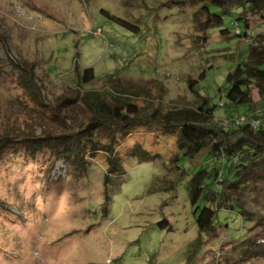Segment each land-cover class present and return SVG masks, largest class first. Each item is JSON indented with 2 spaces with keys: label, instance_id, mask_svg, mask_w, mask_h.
Instances as JSON below:
<instances>
[{
  "label": "rangeland",
  "instance_id": "374dc122",
  "mask_svg": "<svg viewBox=\"0 0 264 264\" xmlns=\"http://www.w3.org/2000/svg\"><path fill=\"white\" fill-rule=\"evenodd\" d=\"M199 4L0 0V135L11 137L0 158V264H264V255L243 259L236 247L248 235L264 246V181L245 200L247 224L219 210L224 232L208 238L187 193L188 180L207 165L201 155L175 162L174 132L132 129L117 146L122 174L108 173L104 153L81 172L49 148L28 146L27 138L82 130L90 111L81 97L91 91L128 96L142 109L197 106L204 98L225 124L226 76L245 61L264 20L255 18L259 26L246 39L226 17L229 35L210 29L197 44ZM90 68L94 81L85 83ZM164 176L174 190L154 183Z\"/></svg>",
  "mask_w": 264,
  "mask_h": 264
},
{
  "label": "trees",
  "instance_id": "16d2710c",
  "mask_svg": "<svg viewBox=\"0 0 264 264\" xmlns=\"http://www.w3.org/2000/svg\"><path fill=\"white\" fill-rule=\"evenodd\" d=\"M190 2L200 3L192 16L197 44L207 42V32L210 29L218 28L222 35H229L230 30L224 28L226 17L232 19L234 35L246 39L253 25L259 26V21H255V18L264 20V0H190ZM81 79L85 83L93 82V70L86 69ZM193 83L191 81L190 87ZM226 84L225 97L229 110L222 115L226 119L225 124L215 121V106L211 107L209 101L204 98L197 106L168 110L162 106L142 109L135 102L129 101L128 96L124 99L123 96L111 91H106L104 95L91 91L81 97V102L90 111V117L82 130L76 131L75 134L55 137L48 135L38 140L27 138L32 141L28 146L31 145L32 149L43 147L42 150L44 147L49 148L53 155L80 168L81 172L87 169L91 158L104 153L108 173L122 174L123 166L117 146L130 135L132 129L155 125L174 132L177 135L175 162L180 156L201 155L205 160L207 166L198 169L188 180L187 193L190 204L195 207L194 216L199 232L208 238H220L223 229L217 222V212L219 210L234 212L239 216L241 226L247 224L244 218L247 214L245 200L252 196L257 184L264 181L262 31L250 41L245 61L239 62L227 74ZM25 88L27 89L26 84ZM32 95L37 96L36 93ZM220 106L224 104L221 103ZM254 122L258 124L255 126ZM10 139V135H0V158L9 147ZM175 168L180 170L177 164ZM160 181L168 183L171 190L175 189V181L167 176L163 179H154V183ZM157 188L154 187L152 190L155 191ZM202 200L206 205L200 207L199 203ZM258 240L248 235L245 240L236 242L238 245L236 247H239L238 253L243 259L264 255V246L261 242L258 243ZM198 242L200 241L196 240L194 245L192 244L193 248Z\"/></svg>",
  "mask_w": 264,
  "mask_h": 264
},
{
  "label": "built area",
  "instance_id": "2783aa9c",
  "mask_svg": "<svg viewBox=\"0 0 264 264\" xmlns=\"http://www.w3.org/2000/svg\"><path fill=\"white\" fill-rule=\"evenodd\" d=\"M258 124V122H254V125L256 126Z\"/></svg>",
  "mask_w": 264,
  "mask_h": 264
}]
</instances>
